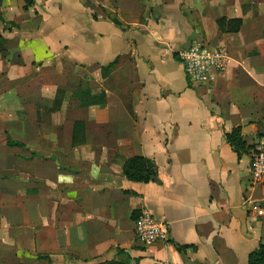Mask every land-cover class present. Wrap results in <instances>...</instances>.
<instances>
[{"label": "crops", "instance_id": "crops-1", "mask_svg": "<svg viewBox=\"0 0 264 264\" xmlns=\"http://www.w3.org/2000/svg\"><path fill=\"white\" fill-rule=\"evenodd\" d=\"M30 2L0 0V264H99L119 250L141 264H248L264 243L251 172L264 149V0ZM197 41L230 55L201 87L180 58ZM237 127L247 153L226 139ZM133 158L159 182L129 181ZM144 210L166 240L137 241Z\"/></svg>", "mask_w": 264, "mask_h": 264}, {"label": "built area", "instance_id": "built-area-1", "mask_svg": "<svg viewBox=\"0 0 264 264\" xmlns=\"http://www.w3.org/2000/svg\"><path fill=\"white\" fill-rule=\"evenodd\" d=\"M181 61L190 83L201 87L217 82L226 76L230 55L226 50L212 46L205 41H197L180 54ZM251 172L253 181H264V149L252 155ZM168 238V226L154 218L149 210H144L136 221V239L142 244H151Z\"/></svg>", "mask_w": 264, "mask_h": 264}, {"label": "trees", "instance_id": "trees-1", "mask_svg": "<svg viewBox=\"0 0 264 264\" xmlns=\"http://www.w3.org/2000/svg\"><path fill=\"white\" fill-rule=\"evenodd\" d=\"M28 1V5L30 6L32 3L30 0ZM243 25L242 20H220L218 21V26L223 32L229 33H237L240 31ZM264 50V48H261ZM264 52V51H263ZM176 60L179 61V57L176 56ZM77 127H80L83 131L84 124L77 123ZM242 128H235L230 134L226 135L227 141L231 144V146L240 154L247 153L249 148L243 140L242 136ZM9 147H20L25 148L22 143L13 142L12 140L8 141ZM124 174L126 178L135 183H150V182H159V178L157 176V169L155 164L145 158H133L130 159L124 166ZM48 256L40 257V260H49ZM100 264H141V260L134 259L132 256L127 254L123 250H119L117 252L116 258L109 261L101 262ZM248 264H264V243H259L258 247L253 250V252L249 256Z\"/></svg>", "mask_w": 264, "mask_h": 264}, {"label": "rangeland", "instance_id": "rangeland-1", "mask_svg": "<svg viewBox=\"0 0 264 264\" xmlns=\"http://www.w3.org/2000/svg\"><path fill=\"white\" fill-rule=\"evenodd\" d=\"M27 155H30L29 153H26ZM100 264V263H99Z\"/></svg>", "mask_w": 264, "mask_h": 264}]
</instances>
